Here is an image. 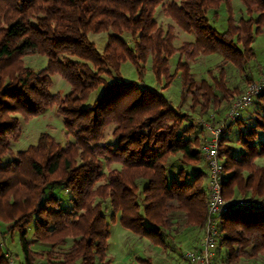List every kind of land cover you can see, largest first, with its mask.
Masks as SVG:
<instances>
[{
  "label": "trees",
  "instance_id": "16d2710c",
  "mask_svg": "<svg viewBox=\"0 0 264 264\" xmlns=\"http://www.w3.org/2000/svg\"><path fill=\"white\" fill-rule=\"evenodd\" d=\"M166 1L0 0V238L9 235L18 243L21 264H111L107 247L116 220L164 246H170L178 222L183 223L176 236H203L209 194L203 130L193 116L198 105L203 117L220 99L238 94L227 86L223 64L245 72L256 59L253 42L264 33V0H243L251 16L238 22L229 0ZM223 4L227 28L219 31L213 21ZM159 7L193 34L194 42L176 47L174 28L155 19ZM106 32L100 51L89 36ZM34 54L47 58L42 70L25 66L23 58ZM175 54L179 60L172 73ZM216 54L224 63L218 74L208 72L212 83L197 80L191 62ZM128 62L136 68L137 82L122 78ZM149 68L164 88L179 76L177 106L144 83ZM55 75L70 85L68 94L52 92ZM101 87L100 96L85 106ZM52 108L73 141L62 145L45 132L35 145L14 152L21 119L27 123ZM111 126L115 143L103 144ZM224 126V195L251 191L250 202L260 200L218 216L216 261L236 264L264 252V168L254 165L264 157V91L236 119L227 117ZM33 242L45 248L35 251ZM3 246L0 264H8L9 249Z\"/></svg>",
  "mask_w": 264,
  "mask_h": 264
},
{
  "label": "rangeland",
  "instance_id": "374dc122",
  "mask_svg": "<svg viewBox=\"0 0 264 264\" xmlns=\"http://www.w3.org/2000/svg\"><path fill=\"white\" fill-rule=\"evenodd\" d=\"M171 0H167L165 3L168 4ZM233 7V14L236 21H240L241 19L248 20L250 18V14L248 13L247 7L245 6L243 0H229ZM254 16L257 17L258 13L253 12ZM219 19L213 21L214 26L219 31H225L227 28V20H228V10L225 4L219 10ZM210 17L213 18V12L210 13ZM155 19L158 24L165 29L168 26H172L174 28V34L176 40L174 41V45L176 47H180L185 42H194L195 38L193 34L187 33L183 31L177 23L169 16L166 15L165 10L162 7H159L155 14ZM110 32L100 33V34H90V40L96 44L98 50L103 51L105 45L108 40ZM127 35L125 38L129 37ZM253 48L256 53V59L247 65L246 71L241 72L235 65L232 63L223 64V57L219 54L216 55H199L198 58L191 62V70L192 73L196 76L197 80H208L212 83L211 78L208 75L210 70H214L216 74H218L217 67L218 65L223 64L226 68V83L231 92L234 89H238V94L233 96L232 98L226 97V99H220L217 106L211 108L207 115L201 116L199 114V105L196 107L198 110L197 113L193 116L194 119L198 122L200 128L203 130V134L200 142V149L203 155V169L206 172L207 179L205 180L209 184V167L207 165L206 157L203 152L204 145L211 137V131L208 128H205V125L217 128L220 125L224 124V121L227 117H229L230 112L232 111L234 105L239 102L246 94L250 92H258L263 89L264 86V33L257 35L255 41L253 42ZM179 60V54H175L171 60V71L175 72L177 62ZM23 62L25 66L34 69L35 71L42 70L47 66V58L34 54L30 56H25L23 58ZM122 78L126 81H138V74L136 72V68L130 62L124 64L121 69ZM179 75V74H178ZM147 77L145 78L144 83L147 86L155 88L164 94L169 100L173 102L175 106L180 103L181 97V81L179 80V76L169 84L167 88H164L165 82L159 84L156 82L151 69L149 68L147 71ZM53 87L52 92L57 93L61 92L63 94H68L70 92V85L60 76H53ZM109 82L112 80L107 78ZM251 79V80H249ZM235 90V93L237 91ZM103 92V87L96 90L90 96L88 102L85 106H90L93 104L94 100L100 96ZM263 92V91H262ZM231 95V94H230ZM256 98V97H255ZM252 103V102H251ZM191 106V102L188 101L185 105L183 111L189 112ZM22 120V135L17 142L12 143V149L14 152L24 151L29 146L35 145L39 137L42 133L51 134L59 143L65 145L69 141H73V138L67 134L65 130L63 118L57 113L56 108H52L47 110L43 115L35 117L31 119L29 122L25 123ZM115 127L111 126L106 129L104 133V138L102 143L109 144L115 143L113 139V131ZM11 158L8 157L5 161H9ZM221 163L223 164V160L220 156ZM254 165L256 167L264 168V157L258 158L254 161ZM119 168V166H114ZM224 168V167H223ZM245 175H248V172H244ZM141 182V181H140ZM101 184V183H100ZM224 188H223V198L227 201H251L252 193L248 191L247 193H242L240 190H237L233 197H225ZM256 202V201H252ZM256 203H260V200H257ZM103 209L105 214L107 215L108 221L110 222L111 215V207L108 202L103 203ZM207 217H208V209H207ZM206 217V221H207ZM183 223V222H180ZM179 222L173 226L171 238H169V245L164 246L162 243H158L155 240H151L148 237H142L138 234H135L131 230L124 228L119 220H116L111 224V237L108 242L107 247V256L108 260L111 261V264H148L143 263L140 260H149L150 264H187L184 259V253L187 250H192L200 247L203 243L205 236V226H204V234L203 236L194 233L191 236H187L184 233L182 236L175 234V229ZM206 224V222H205ZM184 227V226H182ZM179 230V229H178ZM181 231V230H179ZM200 236H202L200 238ZM177 237V238H176ZM193 241V244H192ZM198 241V242H197ZM197 242V244H196ZM0 243L3 244L5 249H9L8 253L10 255L8 259V264H11V260H13L14 264H21L22 257L21 252L18 247V243L11 241L10 236L8 235L5 239L0 238ZM33 249L35 251L42 250L45 248L40 243L33 242ZM72 240L69 241L68 246H70ZM195 245V246H194ZM198 247V248H199ZM222 259L218 262V264H222ZM227 264V263H226ZM236 264H264V252L258 254L254 258L241 257L237 260Z\"/></svg>",
  "mask_w": 264,
  "mask_h": 264
},
{
  "label": "built area",
  "instance_id": "2783aa9c",
  "mask_svg": "<svg viewBox=\"0 0 264 264\" xmlns=\"http://www.w3.org/2000/svg\"><path fill=\"white\" fill-rule=\"evenodd\" d=\"M264 91L250 92L237 102L229 117L236 119L239 111L251 104L253 99ZM211 131V137L206 142L203 152L209 167V206L208 217L205 224V236L202 245L199 248L187 250L184 253V259L187 264H218L216 261V251L219 248L220 226L218 216L237 207H244L249 204H256L250 201H227L223 198V175L224 168L220 160V140L225 129L224 124L217 128L205 125ZM11 264H14L11 260Z\"/></svg>",
  "mask_w": 264,
  "mask_h": 264
},
{
  "label": "crops",
  "instance_id": "0c3cea01",
  "mask_svg": "<svg viewBox=\"0 0 264 264\" xmlns=\"http://www.w3.org/2000/svg\"><path fill=\"white\" fill-rule=\"evenodd\" d=\"M205 187H206V189H207V191H208V182L206 181V183H205Z\"/></svg>",
  "mask_w": 264,
  "mask_h": 264
}]
</instances>
